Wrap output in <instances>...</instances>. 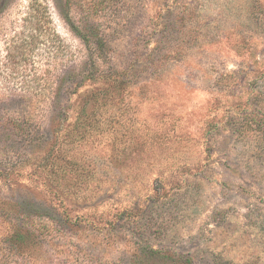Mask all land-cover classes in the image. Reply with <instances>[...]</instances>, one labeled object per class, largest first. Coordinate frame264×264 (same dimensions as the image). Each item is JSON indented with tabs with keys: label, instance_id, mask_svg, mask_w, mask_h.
Here are the masks:
<instances>
[{
	"label": "rangeland",
	"instance_id": "obj_1",
	"mask_svg": "<svg viewBox=\"0 0 264 264\" xmlns=\"http://www.w3.org/2000/svg\"><path fill=\"white\" fill-rule=\"evenodd\" d=\"M0 264H264V0H0Z\"/></svg>",
	"mask_w": 264,
	"mask_h": 264
},
{
	"label": "trees",
	"instance_id": "obj_2",
	"mask_svg": "<svg viewBox=\"0 0 264 264\" xmlns=\"http://www.w3.org/2000/svg\"><path fill=\"white\" fill-rule=\"evenodd\" d=\"M95 46H96L95 48H97V50L102 51L104 45H103L102 42H99V43H96ZM17 239H19V240L22 239V235H20L19 233H17V235L15 236L14 241L17 240ZM149 253H150L152 256H156V255L160 254L158 251H154L153 249L150 250ZM149 256H150V255H149Z\"/></svg>",
	"mask_w": 264,
	"mask_h": 264
}]
</instances>
